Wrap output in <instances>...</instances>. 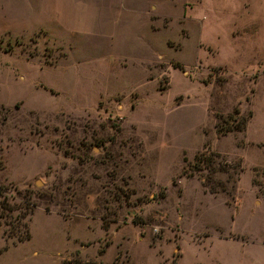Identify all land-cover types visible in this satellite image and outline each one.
Segmentation results:
<instances>
[{
  "label": "rangeland",
  "instance_id": "1",
  "mask_svg": "<svg viewBox=\"0 0 264 264\" xmlns=\"http://www.w3.org/2000/svg\"><path fill=\"white\" fill-rule=\"evenodd\" d=\"M0 186V264H264V0H0Z\"/></svg>",
  "mask_w": 264,
  "mask_h": 264
},
{
  "label": "trees",
  "instance_id": "2",
  "mask_svg": "<svg viewBox=\"0 0 264 264\" xmlns=\"http://www.w3.org/2000/svg\"><path fill=\"white\" fill-rule=\"evenodd\" d=\"M215 156L219 157V154L213 153V152H209V154L202 152L195 156L193 166L198 167V170L203 171L207 169V167H211L212 163H214L212 161ZM236 174L238 175V172H236ZM2 189L3 188L0 186V198H1L0 206L2 210L4 211L6 210L8 212H13L14 208L9 206L7 198L4 195V192L2 191ZM3 217H5V214L1 212L0 218H3ZM23 219H25V216H19L17 219L18 223H21L22 221V226L24 227V231L18 237L19 241H24L30 238L28 226L25 222H23ZM74 264H94V263H87V262H82L80 260H76L74 261ZM111 264H130V262L128 258H122L120 255H118Z\"/></svg>",
  "mask_w": 264,
  "mask_h": 264
}]
</instances>
